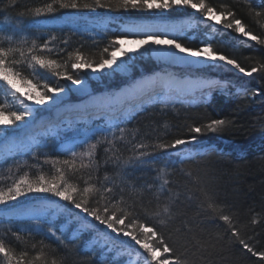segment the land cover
Here are the masks:
<instances>
[{"label": "rangeland", "instance_id": "rangeland-1", "mask_svg": "<svg viewBox=\"0 0 264 264\" xmlns=\"http://www.w3.org/2000/svg\"><path fill=\"white\" fill-rule=\"evenodd\" d=\"M46 1L49 0H0V26L6 25L7 28H9L8 31L0 29V46L5 48L9 46L8 36H12L14 41L23 37L29 22H31L29 25L34 28L38 24L40 25L38 20L52 18L53 16L49 15L47 12L39 16L35 15V8L44 7L47 5ZM105 1L107 2V0ZM112 2H116V0H112ZM206 2L213 5H226L236 14L237 18L241 21H246L248 25V19L250 21L252 18L246 17L247 14L244 13L253 14V22H258V31L253 30L252 32L255 35L264 36V0H206ZM175 11H177L175 15L185 14L183 9ZM256 13L262 14L257 16ZM166 18L170 19L171 17ZM215 27L220 30V37L216 42L218 46L225 48L233 47V49L237 48L242 55L241 60L243 59V62L251 63V67L264 63V46L258 45L253 41L255 46H253L252 49L248 48L244 51L243 49L246 46L241 42L246 41L247 38H241L240 35L234 34L232 30H221L219 25ZM164 30L172 32L173 27L168 26L165 27ZM223 33L228 34H226V36H221ZM109 43V40H103L100 44H92L91 46L90 44L85 45L81 44V42H76L74 44L75 48L71 50L72 59L76 61V53L79 52L83 55L84 60L94 65L100 61L101 55L104 56L105 54V58L110 57L112 51L108 53H104L103 51L105 47H109ZM123 47L126 55L121 56V54L117 52L118 63L113 65L112 68L100 70L101 73L104 72V75L100 73L98 75L93 74L94 76L90 78L88 76L85 77V87L82 88L77 87V85H72L70 82H66L63 79L59 80L60 84H65L68 88V91L61 96L62 102L49 106L34 105V107L39 108L40 111L37 113L36 122L31 127L27 129L9 128L3 136H0V158H3L11 149L20 147L21 138H24L32 148L31 153L27 157L19 159L11 165L14 171L0 170V190L6 191L9 186L21 178H27L29 182L34 183L40 175H43L46 180H52L57 176V169L63 168L65 170V179L75 187L83 189L89 186L101 187L102 185H107L113 187L117 199L122 196L125 202L134 201V199L136 201L141 200L145 198V196L140 193L141 189H138V191L136 190L135 185L144 182L148 176L157 175V172L147 168L149 158H145L148 162L141 163L138 161L139 165H132L127 170H122L123 168L119 169L110 163L111 160L115 159L116 154H118L116 153L115 147L118 144H115L121 140L130 138L127 135L128 130L133 131V135H131V138L127 142L131 143V145L133 143L135 146L134 152L136 156L141 151H147L156 153L161 160L168 161V159L164 158L165 155L176 158H174L176 162L173 165V169H170V175L173 176L174 180L170 185L179 199L180 195H182L179 191V184L181 181H183L184 178L188 179L190 176L194 177L192 176L193 172H197L199 167H202V163L206 162V160L215 159L216 162L221 165H227L234 161L243 168L250 164H256V170L254 171L246 172L243 171V169L242 171L236 169L234 171L233 169L231 170L232 175L234 174L231 178L234 177V179H232L231 188L229 187L228 189L232 192V199L239 200L243 203L241 207H236V209L233 208L234 210L229 208L232 211L231 214H226L225 207L221 204L222 201L224 202L223 204H226L227 199L224 196L225 192L221 195L225 199L214 200V197H209L207 192L198 193L195 188H190L192 191H189V195L186 197L188 204L185 207L183 205L184 208L182 213L173 214L175 217H183V221H189L188 218L184 219L186 216L190 218H194L195 215L199 216L201 214L204 216H215L217 220L224 223L223 225H219V223L215 221L210 224L204 223L202 227L198 228V231L196 230L198 233L187 234L189 239L186 237V250H176L175 247L177 246L175 242L171 241L169 236H166L165 232H163V230H165L163 228L169 226V224L162 226L161 228L163 230L158 228V232L163 234L165 242L176 250L177 253L175 252V254L184 258L185 264H264V258L255 254L257 252H264V197H262L264 195V180L261 181L260 178L261 172L263 173L264 171V72L254 73L253 80L248 83L244 80L248 76L238 72L234 74L228 69H222L217 66L208 67L202 64H193L191 67L183 63L171 65L164 61H159L160 58L156 56L149 57L148 55H144L141 57L139 52H129L126 51L129 50L127 47ZM39 54L43 56L44 53L41 52ZM107 55L109 56L107 57ZM129 57H131V59H129ZM47 58L52 59L51 57ZM122 61H126V64L120 63ZM31 73L32 72L23 73V75L31 79L34 84L38 85V91H43V84L46 81L51 85L56 79L53 77V80L52 76L42 77L41 75H32ZM158 78L164 81L174 82L177 86L191 84L194 88L200 85L208 86L213 80L225 83L224 81L231 79L232 88L237 90L241 89L239 94H237V96L240 95V97L234 99V102L227 100V97L219 100V108L217 110L210 109L204 111V109H198L195 112L182 113L188 118L190 116H201L205 114V121H193V123L190 122L187 124L180 123L179 118H174L172 116L175 112L168 111L166 108L158 109L157 113L159 114H155V116L161 119H155L151 124L148 123L146 119H143L138 123L131 122L128 125H124L121 123L124 119H117L116 121L123 125H120V128L125 129L122 139L118 138L121 134L117 129H111L116 133V138L109 135L108 141H111V143L105 141L98 143L92 158L77 156L74 160V169H69L67 165L63 164L65 159H70V155L65 154L68 148H72L77 153H83L87 150L89 144L96 143L97 140L100 139V134L103 130L110 128L105 126V124L110 117L109 109L111 110L114 106L123 104L125 113L127 114L126 116H129L126 120H133L132 117L134 113L132 110L134 111L135 108L136 111L144 110L145 105L143 107L140 106L144 102L149 101L151 104L160 102L159 104L165 106L172 102H177L174 100L175 98L186 96L179 93L168 94L167 88H164V84L161 85L162 83H158L155 86L154 82L156 79L158 80ZM141 82L153 84L150 85V90L135 97L134 91ZM222 83L216 85V88L214 87L215 89L205 90L199 95L200 98L205 99V102H207L209 99L205 98L206 95L208 96L212 90L218 91V89H223L221 88L224 87L221 86ZM17 88L20 89V94L25 97L30 91L27 85L22 81L17 82ZM250 91L253 97L248 95ZM218 94L221 95V93ZM202 95L203 97H201ZM132 97L133 100L131 101ZM188 97V101L185 102V104L191 106L190 104L192 103L193 97L192 95ZM95 98L101 100L103 106L106 108L105 110L98 114H88L86 116L77 115L72 112L75 106L88 105ZM28 104L32 105L33 102L28 101ZM0 107H4L7 110L8 108H19L22 106L18 101L14 100L10 95L0 89ZM230 108H233L232 112ZM163 113H166L167 116ZM163 118H167L168 120L166 119V121H164ZM221 118H224L226 123L220 130L197 134V140L194 143L188 144V146H182L179 150L169 149L167 151L159 148V145L167 144L176 138H190L191 135H193L190 131L192 127L204 126L214 119ZM247 118H249L248 120H250V118L253 120L248 122L250 123L249 126L246 122ZM161 122L164 124H161ZM94 124H100V127H91ZM87 126H89V128L85 131L84 140L79 144H74V142H72L67 148L63 145L60 147V150L56 151H47L35 146V144L40 141V137L58 133L60 129L65 130L68 127L75 130L80 129L77 131V134H82V129L87 128ZM242 127H244V129ZM144 128L148 129L143 131ZM73 135H75V133ZM139 144H144L147 147L138 149L136 146ZM188 154H191L194 159L180 163L179 158ZM214 154H216L215 157L212 156ZM46 161L48 162L46 163ZM234 162L232 165H234ZM82 165L87 166L82 167ZM193 169L195 170L191 171ZM248 173L251 175V178L253 177V184L250 182V179L245 180ZM262 175V178H264V174ZM189 179L193 180V178ZM234 186H236L237 189L234 188ZM255 188L259 191L254 198L253 191ZM120 189H123V191H120ZM151 190V192L147 193L148 196H160L158 190ZM226 193H229V191H226ZM99 195V193L93 194L92 206H95L94 200L98 198ZM57 200L61 199L51 194L30 193L27 197H20L17 201L8 202L7 206L0 205V239L4 237L2 240L8 241L10 239L5 237L10 236L12 241L22 240L28 235L26 231L31 230L32 232V228L30 229V225L32 224L31 221L36 220V217L41 214H43V216L48 215L52 221L55 220V229L57 230V227H59L62 233L65 232L67 234V232H75L79 230L77 227L80 228L86 224L90 225V229L93 230V232L95 231V233H100L102 235L107 233L108 235L110 232V230H106L104 225L95 221L94 218L87 217L86 214H83L85 216L84 218L81 217L76 210L63 208L66 213L63 215L62 207L53 209V205ZM250 202L251 205L248 206L247 203L249 204ZM103 203L104 201L101 200V204ZM113 203L116 204L117 208L123 206L116 203V200H113ZM209 204H211V208ZM245 205L246 207H243ZM213 209H215V211H213ZM224 214L230 217L231 223L225 222L220 218V216ZM250 215H253L251 224L248 225V227L245 225L242 226V224L246 223L245 219ZM140 218L144 222L150 223L154 221L152 215H147V218ZM78 219L87 220L88 223H83L82 221H78ZM239 220H242V222L238 225L236 222ZM51 222H49L48 225H50ZM90 222H92V224ZM190 225L191 227L196 226L194 222L190 223ZM233 228L238 231L239 238L230 234ZM17 233H19L18 236ZM32 234L34 239L39 238L45 241L49 239L47 232H44L42 235L41 233L39 234V232H32ZM64 237H66L65 234ZM123 237L127 239L122 242V246L128 251L129 259L132 260L134 258L135 261L140 260V264H145L143 250L140 249L138 245H135L129 237ZM167 238H169V240ZM199 239L206 242L207 247H204V249H201L198 253V248H201L199 243H197ZM240 239L247 242L253 248V252H248L247 249L243 248L239 243ZM122 246L120 248H114L113 251L118 252ZM187 250H193L196 254L191 255V253H186ZM22 253L18 255V259ZM107 253L108 254L105 255L106 251L101 252L100 255L98 254V258L101 260L105 259L110 255V252ZM42 258H44V253L40 250L38 253L28 254L22 261H28L30 264H52V261L43 260ZM115 264H124V262L123 260L122 262L115 261Z\"/></svg>", "mask_w": 264, "mask_h": 264}, {"label": "snow or ice", "instance_id": "snow-or-ice-1", "mask_svg": "<svg viewBox=\"0 0 264 264\" xmlns=\"http://www.w3.org/2000/svg\"><path fill=\"white\" fill-rule=\"evenodd\" d=\"M56 4L62 9H80L83 7L84 9H90L92 11L99 8L106 9L107 11H123L125 13H159L161 14V20L164 19V13L179 9H191L199 13L201 22L206 26L215 28L216 25H219L221 30H232L239 34L241 38H247L249 41H255L256 44L264 46V36L255 35L251 30H246V25L237 18L236 14L230 8L226 5L219 7L213 6V4L206 2V0H116L115 3L112 0H107V2L105 0H93L92 3H84L83 5H81L80 0H53V3H49L44 7L35 8V15L39 16L46 12H54L56 10L54 5ZM261 14L256 13L257 16ZM165 27H168V25L131 23L125 26L122 32L117 33L110 40L109 47L114 48V50L111 52L109 58L100 60L95 64V67L93 63L84 60L83 55L77 52L76 62L71 64V69L76 71H70L67 64L62 66L57 60L46 59L39 54L45 50L52 51L48 47L51 41L44 43L42 46L37 45L33 41L31 47L25 52L23 48L15 46L12 36H8L9 46L7 48L0 46V89L18 101L22 107L8 108L7 110L4 107H0V136H3L9 128L27 129L31 127L36 122L37 113L40 111L34 105L49 106L62 102L61 96L68 91V88L65 84H60L59 80L63 79L72 85L83 86L85 79L82 75L78 74L81 70L112 68L113 65L118 63L117 52L121 56L126 55L123 47L126 42L138 43L142 49V51L141 49H129V52H139L141 57L144 55H148L149 57L156 56L171 65L181 63L187 64L189 67L193 64H202L208 67H216L219 65L221 68L229 69L248 77L253 76L257 72H264V63L247 69L237 59L220 53L218 50L214 51L213 43L210 40L201 41L196 45H192L185 41V37H188V32L183 27L172 26V32L162 30ZM192 38L188 37V39ZM52 39H55V37ZM64 43H67V41H64ZM109 47H105L103 51L108 53ZM17 53H19L21 58L27 54L32 75H41L42 77L52 76L56 78L55 81L51 85L46 81L43 84V91H38V85L23 75V70L20 68L21 61L15 58ZM120 63L126 64V61ZM62 67L63 71H61ZM37 69L41 71L38 72ZM18 81H22L30 89L26 97L20 94V89L17 88ZM28 101H32L33 104H28ZM225 123L226 121L223 119H214L204 126L192 127L190 131L194 134L216 132ZM114 127L121 134L118 138L122 139L125 129L120 128L119 124ZM109 135L116 138V133L111 129L103 130L100 134V139L96 143L89 144L87 150L83 153H77L72 148H68L65 154L70 155V159H65L63 164L67 165L69 169H74V160L77 156L92 158L98 143L102 141L111 143V141H108ZM196 140V135H192L187 139L176 138L167 144L159 145V148L164 151L169 149L179 150L182 146L194 143ZM37 146L42 145L37 142ZM136 147L140 149L146 148L147 146L139 144ZM151 155V152L141 151L138 153L136 159L141 163L148 162L145 158ZM190 159H194V157L188 154L179 158V162L183 163ZM86 166L82 165V167ZM167 184L168 181L164 179L159 186L160 194L167 195L168 199L166 201H159L157 209L154 210V216L158 223L156 221L150 223L142 221L136 215L134 205L126 204L122 196L119 199L116 198L113 187L102 185L101 187L89 186L81 189L73 186L65 179V170L63 168L57 169V176L52 180H46L43 175H40L34 183L29 182L27 178H21L15 181L6 191L0 190V205L7 206L8 202L17 201L20 197H27L30 193L51 194L63 201L70 202L75 209H79L87 217L94 218L95 221L104 225L106 230H110L112 234L129 237L135 245H138L143 250L145 264H185L184 258L175 254V250L165 242L164 235L158 232V228L164 226L171 219L173 197L170 194V190L166 188ZM150 189L151 186H149ZM120 191H123V189H120ZM95 193H99L100 195L94 200L95 206H92V197ZM101 200L104 201L103 204H101ZM113 200H116V203L123 206L117 208ZM209 207L211 208V204H209ZM37 218L39 219V217ZM220 218L225 222L231 223L228 215H221ZM83 228H90V225L86 224ZM231 231L233 236L239 238V233L236 229L233 228ZM48 233L58 243H66L63 233L57 235L56 229L50 227ZM18 235L19 233H17ZM76 238L73 237V239ZM110 241L111 238L107 233L103 235L97 233L93 237L91 244L99 246L106 252H111L115 248V245ZM67 242L70 243L71 241ZM40 243L43 244V241ZM239 243L248 252H253V248L243 239H240ZM255 254L264 258V252H257ZM26 256L27 253L25 252L17 259L14 251L6 246L4 240L0 239V257L3 258L5 264H21V261ZM52 264H57V261L53 259Z\"/></svg>", "mask_w": 264, "mask_h": 264}, {"label": "bare ground", "instance_id": "bare-ground-1", "mask_svg": "<svg viewBox=\"0 0 264 264\" xmlns=\"http://www.w3.org/2000/svg\"><path fill=\"white\" fill-rule=\"evenodd\" d=\"M47 4L53 3V0L46 1ZM93 0H80L81 5L84 3H92ZM106 2V1H105ZM115 3V2H113ZM213 6L219 7L220 5L214 4ZM55 11L52 13H48L49 15L53 16L52 18H45L44 20H38L40 25L38 24L34 28L30 26L29 22L28 28L25 30V33L23 37L17 39L14 41L15 46L23 48L25 52L29 47H31L33 41L36 42V44L43 45L44 43L51 41L48 44V47L52 49L51 52L45 50L43 53L44 57H51L52 59L57 60V62L60 65H65L67 64L68 69L70 71H76L71 69V64L73 62H76L72 59L71 55V50L75 48L74 44L76 42H81V44H100L103 40H110L119 32H122L124 30V27L131 24V23H154V24H162V25H168V26H176V27H183L187 32H188V37H193L192 39H188V37H185V41L189 44L196 45L200 43L201 41L205 40H210L213 43V50L216 51L218 50L220 53L229 55L238 61L241 60V54L237 50V48L229 47H220L218 46L217 39L220 37V30L215 27V28H210L203 24L201 22V18L199 13H197L195 10L191 9H183L185 14H180V15H175L177 11H171L164 13V19L161 20L160 16L161 14L159 13H137V12H123V11H107L106 9H96L95 11H92L90 9H84L81 7L80 9H62L58 6V4L54 5ZM247 14L246 17H250L252 19H248L249 25L246 23V21H242L246 25V30H251V31H258V22L255 21L253 22V14L249 13H244ZM166 17H171L170 19H167ZM254 24V25H253ZM164 30V28L162 29ZM166 31V30H164ZM169 32V31H167ZM229 33V32H228ZM228 33H223L221 36H226ZM234 34L239 35L234 32ZM55 37V39H52ZM26 41V42H22ZM64 41H67V43H64ZM93 41V42H92ZM244 44L246 47L243 49H252L253 46V41H243L241 42ZM129 44V45H128ZM128 45V46H127ZM123 46L127 47L128 49H141V46L138 43L134 42H126ZM114 48L109 47V52L113 51ZM129 51V50H126ZM105 53V52H104ZM104 56L101 55V59L105 58ZM109 55H107L108 57ZM46 57V58H47ZM15 58L17 60H20V68L23 70V73H30L32 72V69L29 67V58L27 54L21 58L19 53L15 55ZM48 59V58H47ZM194 59V58H192ZM151 60V59H150ZM159 61H163L161 58ZM242 61V62H241ZM240 62L246 67H251V63L249 62H243V59ZM161 64V63H160ZM95 67V64H94ZM217 67H220L217 65ZM221 68V67H220ZM224 69V68H222ZM229 70V69H228ZM37 71H41L37 69ZM61 71H63V67L61 68ZM231 71V70H230ZM234 74H237V72H233ZM100 70H81L78 72V74L82 75L84 78L85 77H92L95 75L100 74ZM101 75H104V72L101 73ZM54 80V78L52 77ZM246 82L249 83V81L253 80V76L247 77L244 79ZM225 83H222L218 80H213L210 85H200L197 88H194L191 84H185L183 86H177L174 82L171 81H164L161 78H158V80H155V86L158 83H162L161 85L164 86V88H167L168 94L172 93H179L181 95H186L182 98L178 97L175 98L177 102H172L169 105L162 106L159 103L151 104L149 101L144 102L141 107L144 105V110L141 111H136L135 110L132 112L133 114V120H126L129 116H126L127 114L125 113V107L123 104L116 105L114 106L111 110L109 109V120L105 124V126L110 127L108 129H116L114 126L119 124V127L123 126L122 124H130L131 122H139L140 120L146 119L148 123H153L156 120H160L156 118L155 114L157 113L158 109L160 108H166L168 111H173L175 114H172V116L175 118L180 119V123H187V122H192L196 118H204L201 117L203 115H198V116H190L185 117L182 113L186 112H195L198 109H204L205 110H217L219 108V100L227 97V100H230L231 102H234V99H237L240 97L237 96L239 94L241 89H234L232 88V80H226L224 81ZM245 82V83H246ZM221 87L223 89H218V91L212 90L211 93L205 98L209 99L207 102H205V99L200 98V94L203 93L207 89H215L216 85L221 84ZM153 84V83H151ZM151 84H145V83H140L137 89L134 91V96L137 97L141 95L144 92H147L148 90L151 89ZM77 87H85L83 86H77ZM215 87V88H214ZM218 93H221L218 94ZM192 95L193 100L192 103L190 104L191 106H188L185 104V102L188 101V96ZM249 96L253 97L251 95V91L248 93ZM203 97V95L201 96ZM133 100V97L131 98V101ZM130 101V102H131ZM161 106V107H160ZM248 107V106H247ZM249 108V107H248ZM106 108L103 106L101 100L99 98H95L92 102H90L88 105H81V106H75L72 109V112H74L77 115L81 116H86L88 114H98L105 110ZM233 108H230V111H232ZM161 114V113H160ZM164 115L167 116L166 113H163ZM176 115V116H175ZM211 116V115H210ZM111 118V119H110ZM122 120L124 119L123 122L119 123L116 120ZM164 121H166L167 118H163ZM249 118H247L248 120ZM168 120V119H167ZM224 120V118H223ZM197 121V120H196ZM118 122V123H117ZM110 124V125H109ZM161 124H164L161 122ZM121 125V126H120ZM147 130L148 128H144V130ZM137 131V130H136ZM135 132V131H134ZM193 135H197L192 133ZM127 135L131 138V135H133L132 130H128ZM192 136V135H191ZM130 138H127L125 140H121L117 142L115 145L116 147V156L115 159L111 160L110 163L114 165L115 167H118L119 169L122 170H127L130 166L132 165H139L138 160L136 159V154H135V146L131 145V143L127 142L129 141ZM124 142V143H120ZM120 143V144H119ZM188 146V145H187ZM134 149V150H133ZM170 155H165L164 158L168 159L166 160H161L158 158L156 153H152V155L149 158V164L147 165V168L149 170H154L157 172V175H151L148 176L144 182L135 185L136 190L141 189V194L145 196L144 200H149L151 201L152 205V212L151 215L154 217L153 220H156V217L154 216V210L157 209L159 201L163 200L166 201L168 199L167 195H161L159 197H151L148 196L147 193L151 192L153 189L154 191L158 190L159 191V186L163 182L164 179L168 181V184L166 185V188L170 190V194L173 197V208H172V213H171V219L166 222V224L170 223H185L182 219L183 217L179 216H174L173 214H180L182 213L183 210V204H186L187 202H183V197L186 198V191L184 189V192H181L182 195H180V199L178 196H176V193L173 192L174 190L171 188V183L174 181L173 176L170 175V169H173V165L175 164V157H169ZM216 156V154L212 155ZM176 159V158H175ZM68 169V167H67ZM67 171V170H66ZM113 172V171H111ZM220 183L226 184V185H231L232 180L231 178L229 180L223 178L220 179L216 178ZM149 186H151V189L149 190ZM226 187V186H225ZM147 188V189H146ZM223 188V187H222ZM227 189V188H226ZM145 190V191H144ZM227 198H232L231 194H227ZM233 202V201H230ZM62 209H70V210H76L81 217L85 216L80 212L79 209H75V207L68 201H63V200H57L55 204L53 205V209L60 208ZM63 209V215L66 214ZM39 219L32 220V224L30 225V229L32 228V232H39L41 235L44 232H47L48 234V240H40L39 238L34 239L32 236L31 230L26 231L28 235L24 237L22 240H14L10 238V236H6L5 238H8L10 240L5 241V244L7 247H10L17 259L18 255L22 252H26L28 254H34L42 251L44 253V258L43 260H49L52 261L55 259L57 261V264H115V261H120L124 262V264H140V260L135 261L133 258L132 260L129 259V254L128 251L122 246V242L127 240L124 239V237L118 236L116 234H112L111 232L108 233V236L111 238V243L115 245V248H122L118 251H111L110 255H108L105 259L101 260L98 258V254L100 255L101 252L104 250L101 249L97 245H92L91 241L94 236H96L97 233L90 228H83L82 226L79 228L77 227V231L75 232H63V235L65 234L66 237L65 244H60L57 241H55L54 238L51 237V235L48 233V229L50 227L54 228L56 227V222L55 220H51L48 215H38ZM52 221V222H51ZM77 221V220H74ZM78 221H82L83 223H88L87 220L84 219H78ZM50 225H48V223ZM55 222V223H54ZM81 223V224H83ZM92 224V222H90ZM158 223V221H157ZM80 224V225H81ZM34 228V229H33ZM57 235H60L62 233V230L57 227ZM161 230H163L160 227ZM95 230V229H94ZM116 235V236H115ZM73 237H77L76 239H73ZM4 238V237H3ZM1 238V239H3ZM43 241V244L40 242ZM67 241H71L68 243ZM119 244V245H118ZM35 245V247H33ZM203 246L200 249L197 250L200 251L201 249H204ZM20 252V253H19ZM176 252V250H175ZM177 253V252H176ZM199 253V252H198ZM27 254V255H28ZM108 253L106 252L105 255ZM112 254V255H111ZM44 263V262H43ZM0 264H5L4 260L2 257H0ZM21 264H30L28 261H21Z\"/></svg>", "mask_w": 264, "mask_h": 264}, {"label": "trees", "instance_id": "trees-1", "mask_svg": "<svg viewBox=\"0 0 264 264\" xmlns=\"http://www.w3.org/2000/svg\"><path fill=\"white\" fill-rule=\"evenodd\" d=\"M0 29L1 30L4 29V31L5 30L8 31L9 28H7L6 25L5 26L1 25ZM206 111H208V110H206ZM206 113H209V112H206ZM204 115L201 116V117H204V118H200V119L196 118V120L197 121H200V120L201 121H205V117L206 116H204ZM196 120L194 119V121H196ZM251 121H253V120H251V118H250V120H246L247 123L251 122ZM254 121H256V120H254ZM187 123H190V122H187ZM192 123H193V121H192ZM249 124L250 123H248L247 125L249 126ZM95 126L96 127H100V124H94L91 127L95 128ZM88 128H89V126H87V128H83L82 129V132H83L82 134H77V131L80 130V129H76L75 130V129L71 128V127H68L65 130L60 129V131H58V133L40 137L39 143L42 146L38 147L37 144H35V146L37 148H41V149L47 150V151H49V150L50 151H56V150H60V147L63 146V145H65L64 147L67 148L69 145H71L72 142H74V144H79L81 141L84 140V137H85V134H86L85 131ZM242 128L244 129V127H242ZM183 131H186V130H183ZM74 133H75V135H73ZM31 150H32V148L30 147V144L27 141H25L24 138L23 139L21 138L20 147H18L17 149H11L3 158H0V170L4 169V170H9V171H14L11 168V165H13L17 160L27 157L31 153ZM216 163L217 162H216L215 159L206 160V162L202 163V167L200 166L199 169L197 170V172H195V173L193 172L192 176H194V177L190 176V177H188V179L184 178V180L181 181V183L179 184L180 185L179 191L181 193V192H184V189H185L186 195L188 196L189 195V191H192V189H190V188H195L198 193L199 192H207L209 194L208 195L209 197H211V196H212V198L214 197V200H219V199L224 198L221 195H222L223 192H225L224 196L226 197L227 201H226V204H223L224 203L223 201L221 202V204L225 207L224 209L226 210L225 211L226 214L229 215V214L232 213V211L229 208H232V210H234L233 208L236 209V207H241L243 203H241L239 200H234L232 198H230V199L227 198V196H228L227 194L228 193H226V191H229V193L232 195V192H230V189H228L232 184L231 185H226V184L220 183L216 178L220 177V179L225 178V179L229 180L231 178V176H234V174L232 175V171H231L232 169H233V171L235 169L238 170V171H242V169H243V171H246V172L247 171H254V170H256V166L257 165L256 164H252V165L250 164V165H247L246 167L244 166V168H243L240 164H237L235 162H234V165H232V163H229L227 165L226 164L221 165V164L217 163L218 164L217 165ZM235 164H237V165H235ZM238 165H240V166H238ZM194 170L195 169H193L191 171H194ZM262 174H264V171H263V173L261 172V175H260L261 181L264 180V178H262L263 177ZM249 175H250L249 173L246 175L245 180L250 179L251 183L254 182L253 181V177L251 178V175L250 176ZM189 178H193V180L189 179ZM232 179H234V177L231 178V180ZM234 188H236V186H234ZM253 188H254V186H253ZM256 188H258V187H256ZM256 188L253 191L254 198L256 197V195H257V193L259 191ZM262 197H264V195ZM184 200L185 201H183V202H187L186 204H183L184 207H185L188 204V201H187L186 198H184ZM230 201H233V202H230ZM150 202L151 201L144 200V198H142L141 200H138V201H136L134 199V201H126L125 203L128 204V205H134L135 206L136 215L137 216H140L142 218H145V217L147 218V215H151V212L153 210L152 209V205H151ZM247 205L250 206L251 202L249 204L247 203ZM243 207H246V205L243 206ZM187 218H188L189 221H184V222L188 223V224L175 222V223H173V224L171 223V224H169V226L163 228V229H165V230H163V232H165V235L166 236L168 235L170 240L175 242V244L177 246V247H175L176 250L177 249H179V250L185 249L186 250L185 246H187L186 245V237L188 238L187 234L198 233V232H196V230L198 231V228L202 227V225L204 223L210 224V223H213V221H215V222H218L219 225L220 224H222V225L224 224L223 222L217 220V218H215V216L211 217V216H207V215L204 216V215L201 214L199 216L195 215L194 218H190V217H187V216L184 217V219H187ZM245 220H246V223L242 224V226L245 225L246 227H248V225H250L251 221L253 220V215L252 216L250 215ZM192 222H194L196 224V226L191 227L192 224L190 225V223H192ZM241 222H242V220H239L236 223L239 225V223H241ZM230 234H232V231L230 232ZM177 236H178V239H177ZM169 238H167V239L169 240ZM197 243H199V245L201 247H203V246L207 247L206 242H204L202 239H199L197 241ZM194 245L196 246L195 242H194ZM187 252L189 254L191 253V255L192 254H196L193 250H187L186 253Z\"/></svg>", "mask_w": 264, "mask_h": 264}]
</instances>
